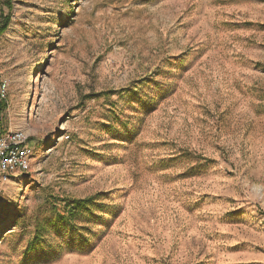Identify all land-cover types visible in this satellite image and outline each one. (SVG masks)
<instances>
[{"label":"rangeland","instance_id":"1","mask_svg":"<svg viewBox=\"0 0 264 264\" xmlns=\"http://www.w3.org/2000/svg\"><path fill=\"white\" fill-rule=\"evenodd\" d=\"M4 16L0 135L31 156L0 174V264H264V0H0Z\"/></svg>","mask_w":264,"mask_h":264},{"label":"built area","instance_id":"2","mask_svg":"<svg viewBox=\"0 0 264 264\" xmlns=\"http://www.w3.org/2000/svg\"><path fill=\"white\" fill-rule=\"evenodd\" d=\"M7 84L0 81V101L5 100ZM31 149L27 135L21 130H10L0 135V174L15 170H26Z\"/></svg>","mask_w":264,"mask_h":264},{"label":"trees","instance_id":"3","mask_svg":"<svg viewBox=\"0 0 264 264\" xmlns=\"http://www.w3.org/2000/svg\"><path fill=\"white\" fill-rule=\"evenodd\" d=\"M8 24V17L4 16L2 17L1 21H0V34L4 31V29L6 28ZM6 107V102L0 101V112L5 109ZM91 197L87 198V199H83V200H74L73 201V207L69 208V203L66 204V206H64V209L61 212V216H63L62 218L65 220V224H67L68 220H69V216H73V211L77 208H80L81 204L84 206H87V203L89 201H91ZM41 237V225L39 223H36L35 225V230H34V234L33 237L28 241L26 247H25V251L24 254H28L29 251H31L34 247H35V243L37 242V240Z\"/></svg>","mask_w":264,"mask_h":264}]
</instances>
